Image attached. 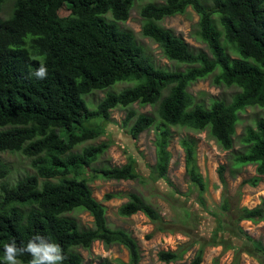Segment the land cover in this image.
Listing matches in <instances>:
<instances>
[{"label": "trees", "instance_id": "1", "mask_svg": "<svg viewBox=\"0 0 264 264\" xmlns=\"http://www.w3.org/2000/svg\"><path fill=\"white\" fill-rule=\"evenodd\" d=\"M10 0H0L2 5ZM10 14L0 16V152L20 153L33 173L8 180L9 165L0 159V264L5 244L15 240L24 246L34 236L58 243L67 259L64 264H84L75 251L89 249L94 241L108 246L120 243L128 252L127 263L139 264L137 239L122 228H112L106 207L94 196L88 169L105 153L109 143L83 145L105 133L93 124L107 119L115 107L126 109L122 121L132 138L153 128L155 163L152 174L165 177L171 159L169 144L173 126L207 130L216 144L234 146L239 114L249 106L264 108V0H149L139 9L141 33L158 45L172 68L158 66L130 30L119 22L141 0H11ZM190 7L198 16L192 31L209 54L192 49L160 21L183 14ZM233 54L234 56H231ZM47 68V77L33 74ZM212 76L219 86L239 91L226 101L197 100L190 85ZM125 83L119 90L114 85ZM106 89L90 106L86 95ZM155 105V116L137 114L130 106ZM241 148L232 153L233 170L254 164L256 175L243 182L255 186L264 176V116L247 126L239 137ZM186 172L199 188L205 182L196 161L194 139L182 137ZM129 155L120 166L103 165L100 175L115 180L143 179ZM223 165L218 179L225 186ZM155 177V178H157ZM126 198L117 209L122 217L137 212L157 223V230L173 232L157 209L136 192H108L104 199ZM224 209L227 201L224 200ZM87 211L93 227H82L71 215ZM239 218L257 223L264 219V197L254 207L243 206ZM150 237V234L146 235ZM186 248L160 250L165 263L182 259ZM203 246L189 262L201 264ZM29 264L30 255L18 257ZM96 264H113L101 258ZM232 264H237L236 262Z\"/></svg>", "mask_w": 264, "mask_h": 264}, {"label": "rangeland", "instance_id": "2", "mask_svg": "<svg viewBox=\"0 0 264 264\" xmlns=\"http://www.w3.org/2000/svg\"><path fill=\"white\" fill-rule=\"evenodd\" d=\"M147 1L149 0L136 2L128 19L119 22V26L134 34L136 41L145 48L156 65L172 68V62L162 55L158 45L141 33L142 18L139 9ZM203 1L212 4V0ZM11 7V0L5 2L0 16L7 17ZM197 20V14L188 7L185 13L165 17L160 24L180 36L192 49L209 54L206 45L196 40L192 34ZM124 86L125 83L116 84L110 90H119ZM188 91L197 100L208 103L213 98L230 101L239 88L217 86L212 83V76H208L190 85ZM105 92L106 90H95L86 95V100L92 107ZM130 108L136 113L152 116L156 114L155 105L140 106L133 103ZM125 114V108L115 107L110 110L107 119L93 121V124L104 127L105 133L86 141L82 146L109 143L105 153L88 169L89 176L98 175L90 180L89 185L93 196L106 207L108 225L128 230L137 239L141 254L139 264L187 263L200 246H203L201 264H264V219L253 223L239 218L243 206L254 207L264 197V176L252 186L243 181L256 175L254 164L244 165L236 170L231 167L232 153L241 148L239 137L245 127L254 126L255 121L264 116V108L249 106L239 114L234 146L230 150L220 148L207 130L197 132L184 127H172L173 135L169 144L171 159L165 177H157L151 173V165L155 163L153 128L144 130L134 139L129 134V126L133 120L127 126L122 123ZM182 137L194 139L196 161L205 182L204 188H199L188 177L184 151L179 144ZM129 155L136 160L137 170L143 175V179L115 180L103 177L98 172V168L103 165L124 164ZM0 159L10 167V183L27 173H33L28 160L20 153L0 152ZM220 165L225 167V186L218 179L217 171ZM130 191L136 192L153 205L162 215L164 223L173 227V232L157 230V223L140 212L129 217L120 216L117 209L126 200L125 197L104 199V194L108 192ZM224 200L227 201V209L223 208ZM68 215L73 216L82 227H93V218L87 211L78 209ZM148 234L150 237L146 236ZM182 246L186 248V252L180 261L165 263L157 257L160 250H178ZM75 251L82 256L84 264H96L101 258H107L113 264L129 261L127 250L118 242L106 246L97 240L89 249L78 247Z\"/></svg>", "mask_w": 264, "mask_h": 264}, {"label": "clouds", "instance_id": "3", "mask_svg": "<svg viewBox=\"0 0 264 264\" xmlns=\"http://www.w3.org/2000/svg\"><path fill=\"white\" fill-rule=\"evenodd\" d=\"M33 75L37 79H45L47 77V68L40 66ZM3 251L4 264H23L18 257L23 256L25 253L31 257L29 264H64L67 259L61 246L58 243L50 242V240L44 236H34L24 246H17L15 240H13L4 245Z\"/></svg>", "mask_w": 264, "mask_h": 264}]
</instances>
